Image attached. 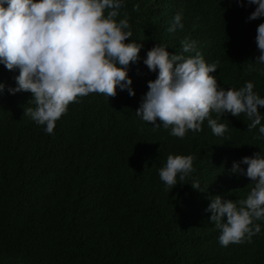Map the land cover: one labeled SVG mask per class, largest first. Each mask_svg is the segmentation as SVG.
I'll list each match as a JSON object with an SVG mask.
<instances>
[{
  "label": "trees",
  "instance_id": "1",
  "mask_svg": "<svg viewBox=\"0 0 264 264\" xmlns=\"http://www.w3.org/2000/svg\"><path fill=\"white\" fill-rule=\"evenodd\" d=\"M0 264H264V0H0Z\"/></svg>",
  "mask_w": 264,
  "mask_h": 264
}]
</instances>
